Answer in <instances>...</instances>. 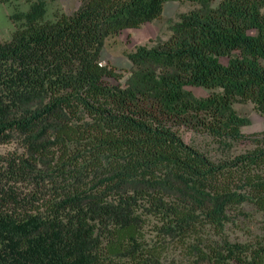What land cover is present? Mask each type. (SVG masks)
Listing matches in <instances>:
<instances>
[{
	"label": "trees",
	"instance_id": "1",
	"mask_svg": "<svg viewBox=\"0 0 264 264\" xmlns=\"http://www.w3.org/2000/svg\"><path fill=\"white\" fill-rule=\"evenodd\" d=\"M1 1L0 264H264V232L230 233L264 217V131L234 107L264 116V0H186L123 83L103 47L167 0Z\"/></svg>",
	"mask_w": 264,
	"mask_h": 264
},
{
	"label": "rangeland",
	"instance_id": "2",
	"mask_svg": "<svg viewBox=\"0 0 264 264\" xmlns=\"http://www.w3.org/2000/svg\"><path fill=\"white\" fill-rule=\"evenodd\" d=\"M79 4V0H58L56 3L67 14L75 11ZM193 7L194 5L186 0H167L159 19L145 23L138 28L125 29L113 39L108 40L102 50L101 63L110 64L118 73L123 74L120 79V83H123L131 68L126 53L133 51L138 46H152L158 41L165 40L170 34L171 26L178 21L183 13L189 12ZM8 14L9 9L0 0V40L7 38L9 34ZM220 61L227 64L228 59L221 57ZM186 89L198 98L207 97L213 92V90L197 86H189ZM234 107L239 115L245 116L249 120L248 125L241 128L244 134L264 131V116L258 113L251 103H238ZM181 136L187 144L196 147L212 159H217L222 155V150L218 149L217 144L205 136L186 129L181 131ZM241 147L243 145L239 146V148ZM246 210L249 211V208L246 207ZM237 224L238 226L231 228L230 231L234 241H247L250 234L264 232V217L258 214L254 215L250 221L239 220Z\"/></svg>",
	"mask_w": 264,
	"mask_h": 264
}]
</instances>
